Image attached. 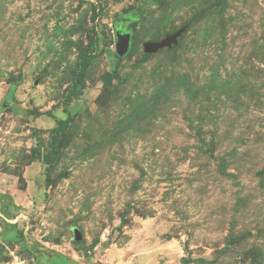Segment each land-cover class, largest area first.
<instances>
[{
	"label": "rangeland",
	"instance_id": "obj_1",
	"mask_svg": "<svg viewBox=\"0 0 264 264\" xmlns=\"http://www.w3.org/2000/svg\"><path fill=\"white\" fill-rule=\"evenodd\" d=\"M0 264H264V0H0Z\"/></svg>",
	"mask_w": 264,
	"mask_h": 264
},
{
	"label": "water",
	"instance_id": "obj_2",
	"mask_svg": "<svg viewBox=\"0 0 264 264\" xmlns=\"http://www.w3.org/2000/svg\"><path fill=\"white\" fill-rule=\"evenodd\" d=\"M116 52L118 56L123 57L125 56L132 44V31L127 29L126 27H119L116 31ZM175 39V36H169L162 41H156V42H147L144 45V49L146 53H153L156 49L162 48L169 43H171ZM77 239H80V235L78 234Z\"/></svg>",
	"mask_w": 264,
	"mask_h": 264
}]
</instances>
